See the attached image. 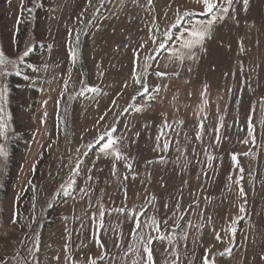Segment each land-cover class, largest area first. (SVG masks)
<instances>
[{
	"label": "rangeland",
	"instance_id": "1",
	"mask_svg": "<svg viewBox=\"0 0 264 264\" xmlns=\"http://www.w3.org/2000/svg\"><path fill=\"white\" fill-rule=\"evenodd\" d=\"M204 13L198 0H0V54L15 62L0 76V260L145 264L147 246L153 264L174 251L264 264V0H234L189 57L181 35Z\"/></svg>",
	"mask_w": 264,
	"mask_h": 264
},
{
	"label": "snow or ice",
	"instance_id": "2",
	"mask_svg": "<svg viewBox=\"0 0 264 264\" xmlns=\"http://www.w3.org/2000/svg\"><path fill=\"white\" fill-rule=\"evenodd\" d=\"M149 2H151V0H149ZM198 2H202L205 8V13L204 15L209 16V19L207 20V23L201 22V21H197L195 24L190 25L186 30L185 33L186 34H182L181 35V43H180V47L181 49H187L188 50V55L189 57H191V50L196 47L197 45H202L204 39L208 36V34L210 33L211 27L212 25L217 22L218 20H222L224 19L228 12L229 9L232 8L234 0H224V3H218L217 0H198ZM244 5L246 6L248 4V0H243ZM226 5V6H225ZM185 15H191V13H186ZM165 36L170 40L172 37L169 36L168 33H165ZM155 42V41H154ZM159 48H165V44L163 41L160 42V44L158 45ZM31 49L25 50L23 52V56L20 57V59L22 60L23 57H27L29 55V51ZM73 58L75 57V53H72ZM138 55V54H137ZM172 56L177 58L178 60H180L181 62L183 61V57H184V53L180 52L177 53L175 50L172 53ZM9 63H12L13 66H15V62L14 61H7L5 60L3 54H0V76H6L9 75L10 73L7 71V65ZM35 70V69H34ZM17 75H19L20 73L17 72ZM157 76L163 77L166 74L165 73H156ZM136 83L141 84L140 79L136 80ZM143 86V93H141L142 96L146 95V99L151 100L152 96L149 93V89L147 88L146 85H142ZM85 88L87 91H97L96 89H93L91 87H88L87 85H85ZM156 91L158 92L159 89L157 88ZM83 94V92H82ZM3 99V92L0 91V100ZM140 109H137V111H139ZM167 126V125H165ZM117 130L115 128L110 129V131H108L107 133H105V136H107V142L103 144V147L101 148V152L104 153V155H109L111 152V147L116 145L118 143V141L116 139L113 138L112 133H115ZM6 136V125L0 121V137H5ZM105 136H101L99 139L101 141H103L105 139ZM159 138V137H158ZM123 138L121 137V140ZM167 144H165V148H167ZM5 150H4V146L0 145V157L5 156ZM116 158L119 159L120 158V152L119 150H117L116 152ZM233 161H236V156L233 155L232 157ZM131 167V166H129ZM79 171V166L77 165V169H76V174H78ZM242 171V169H241ZM69 187H71V184L69 185ZM241 194L242 193V189H241ZM64 195L67 196L69 195V192L65 191ZM177 210H179V204H177ZM241 211H243V209H241ZM101 217H103L104 213L101 212L100 213ZM173 215H175V213H173ZM182 218V217H181ZM166 223V221H165ZM102 226V225H101ZM141 225L137 224L136 227L139 228ZM153 226L155 227V230L157 232L160 231L159 226L156 225L155 220H153ZM176 227H179L178 225H176ZM187 227H191V222L189 221L188 224L186 225ZM135 238L139 241V243L141 244H148L150 245L152 243L153 237L148 235L147 236V240H145V236L144 235H139V233H134ZM187 237V231L186 229L183 230L180 233V239H186ZM158 239H165V237L160 236L157 237ZM169 240H172L175 238V234H174V230H173V234L169 235L167 237ZM217 239H219V234H217ZM38 250V249H37ZM144 252L146 253V258L145 257H141V259L145 260V264H153V258H152V254H151V249L150 247L145 246L144 247ZM137 250V254H138ZM167 251V250H166ZM20 255L21 254H17V261L16 264H21V260H20ZM173 255H175L177 257L176 260L172 261V264H177V261L179 259V254L177 252H173ZM0 264H8L7 261L4 260H0ZM23 264H28L27 260L25 259L23 261ZM92 264H95V262L93 261ZM133 264H139V260L134 261ZM204 264H210V262L208 261L207 257L205 258Z\"/></svg>",
	"mask_w": 264,
	"mask_h": 264
},
{
	"label": "trees",
	"instance_id": "3",
	"mask_svg": "<svg viewBox=\"0 0 264 264\" xmlns=\"http://www.w3.org/2000/svg\"><path fill=\"white\" fill-rule=\"evenodd\" d=\"M31 54H32V52H31Z\"/></svg>",
	"mask_w": 264,
	"mask_h": 264
}]
</instances>
